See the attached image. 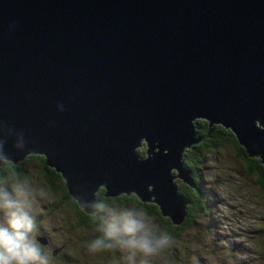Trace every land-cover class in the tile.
Segmentation results:
<instances>
[{"label":"water","instance_id":"1","mask_svg":"<svg viewBox=\"0 0 264 264\" xmlns=\"http://www.w3.org/2000/svg\"><path fill=\"white\" fill-rule=\"evenodd\" d=\"M200 120L264 164V0H0V124L27 142L6 151L45 157L86 214L104 184L182 225Z\"/></svg>","mask_w":264,"mask_h":264},{"label":"rangeland","instance_id":"2","mask_svg":"<svg viewBox=\"0 0 264 264\" xmlns=\"http://www.w3.org/2000/svg\"><path fill=\"white\" fill-rule=\"evenodd\" d=\"M223 139L202 155L201 183L210 194L207 200H201L204 212L196 219L195 226L181 236L180 242L173 240L172 246L151 264H182L177 263L180 260L174 255L186 261L185 264H195L193 257L198 264H264V184L259 183L258 175L248 174V161L238 156L237 146ZM139 151L146 156L145 145ZM25 168L34 188L48 193L35 201L33 211L37 238L50 240V248L44 251L52 254V264H122L118 249L90 254L89 232L78 226L76 210L60 205L59 192L50 194L34 163ZM175 182L179 191L186 187L179 178ZM57 204V209L52 211ZM145 216L159 226L158 217ZM63 249L65 261L57 256Z\"/></svg>","mask_w":264,"mask_h":264},{"label":"clouds","instance_id":"3","mask_svg":"<svg viewBox=\"0 0 264 264\" xmlns=\"http://www.w3.org/2000/svg\"><path fill=\"white\" fill-rule=\"evenodd\" d=\"M63 111V106H58ZM9 138L14 148L25 151L27 142L23 132L0 124V169L11 163L6 151ZM106 185L100 184L95 199L82 200L81 207L99 220L96 236L87 244L90 254L119 250L122 264H151L173 244V238L151 222L135 206L112 204L99 199L96 193ZM44 189L36 190L28 177H19L9 169L0 174V264H52V254L42 250L37 238L34 204L47 197ZM195 264H198L193 257Z\"/></svg>","mask_w":264,"mask_h":264},{"label":"trees","instance_id":"4","mask_svg":"<svg viewBox=\"0 0 264 264\" xmlns=\"http://www.w3.org/2000/svg\"><path fill=\"white\" fill-rule=\"evenodd\" d=\"M222 130H224L222 127H216L215 133L213 134V142L206 139L199 145L195 146L194 149L187 152L185 155V167L186 169L191 171L192 177L195 180L197 188L193 189L188 185H186V187L184 188H180L179 192L189 202L187 206V218L182 225H174L169 218H163L159 208L156 205L142 203L134 195H122L118 197L105 198L103 197L104 190H102L98 194L99 199H103L106 202L112 204H119L123 206H135L144 211L145 214L149 217H158L159 226L161 227V230L166 231L170 236H172L175 242H180L182 240L181 236H183L189 228H193L195 226L196 219L199 217L200 214L204 212V206L201 200H207L210 194L206 189L203 188V185L201 183L202 176L200 172V167L204 165V159L202 155L207 151L209 147L211 148L212 146H216V144L220 140L221 142L224 141V139L221 137V133H223ZM207 131V123L205 121H198V133L202 136H205ZM224 138H227V141L237 146L238 156L240 158H244L248 161V174L250 173L251 175H258L260 179L259 183L264 184V164H261L260 159H250L245 149L238 144L235 136L230 131H227V134L224 136ZM139 154L141 156H144V153H141V151H139ZM30 163H34L38 167L39 172L41 173L44 179V186L48 189L50 194H57L58 192L61 194V200L59 202L60 205L64 207H70L72 209L74 208L76 210V215L79 222L78 226L83 227V229L89 232L88 241L90 242L96 236L101 235V233L97 231L99 223L98 218L88 215L84 211H82L78 204L70 197L63 177L54 169L47 166L45 157L31 155L17 165L9 163L3 169L0 170V174H3L9 169H11L21 178L28 177V171L26 170L25 166L29 165ZM58 206L59 204L52 207V211H55ZM42 250H44L43 247ZM174 257L177 259V261L180 260L177 263H186V261L181 260L177 255H174Z\"/></svg>","mask_w":264,"mask_h":264},{"label":"flooded vegetation","instance_id":"5","mask_svg":"<svg viewBox=\"0 0 264 264\" xmlns=\"http://www.w3.org/2000/svg\"><path fill=\"white\" fill-rule=\"evenodd\" d=\"M200 121H202V120H200ZM206 122V121H205ZM207 123V122H206ZM216 127H220L221 128V126H214L213 127V132L212 133H210L209 134V124L207 123V128H208V131H207V133L205 134V136H202V135H200L199 133V137H201L202 138V142L204 141V140H209V141H212V139H213V134L215 133V130H216ZM224 129V128H223ZM227 131L228 130H226V129H224V130H222V132L223 133H221V137L222 138H224V136L227 134ZM232 133V132H231ZM207 134H208V136H207ZM201 142V143H202ZM213 142V141H212ZM199 145V144H198ZM197 146V145H196ZM195 147V146H194ZM194 147H193V149H194ZM195 150H196V148H195ZM248 165V164H247ZM249 167V166H248ZM260 180V179H259ZM49 243H50V240H47L46 241V243L45 244H41V246L44 248V249H48V248H50L49 246ZM65 248V247H64ZM65 252H64V249H63V252L61 253V254H59V255H57L59 258H60V260L61 261H65V254H64Z\"/></svg>","mask_w":264,"mask_h":264},{"label":"bare ground","instance_id":"6","mask_svg":"<svg viewBox=\"0 0 264 264\" xmlns=\"http://www.w3.org/2000/svg\"><path fill=\"white\" fill-rule=\"evenodd\" d=\"M145 146H146V144H144ZM143 146V145H142ZM147 153V146H146V152H145V154ZM138 154H139V150H138ZM140 155V154H139ZM140 157H142V158H144V156H141L140 155ZM254 158H257V157H254ZM257 159H259V158H257ZM124 195V194H123ZM120 196H122V195H120ZM131 196V195H130ZM39 238V237H38Z\"/></svg>","mask_w":264,"mask_h":264}]
</instances>
